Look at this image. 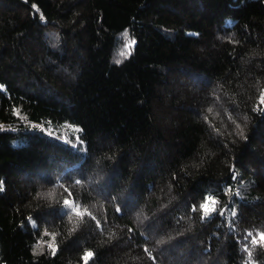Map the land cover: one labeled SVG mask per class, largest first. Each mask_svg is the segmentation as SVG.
Returning <instances> with one entry per match:
<instances>
[{"label": "trees", "instance_id": "1", "mask_svg": "<svg viewBox=\"0 0 264 264\" xmlns=\"http://www.w3.org/2000/svg\"><path fill=\"white\" fill-rule=\"evenodd\" d=\"M260 233L264 0H0V264H264Z\"/></svg>", "mask_w": 264, "mask_h": 264}, {"label": "snow or ice", "instance_id": "2", "mask_svg": "<svg viewBox=\"0 0 264 264\" xmlns=\"http://www.w3.org/2000/svg\"><path fill=\"white\" fill-rule=\"evenodd\" d=\"M123 35H124V37H127V36H128V32L125 31V32L123 33ZM134 43H135L134 40L131 41L130 44H129V47L131 46V44H134ZM119 62H120V61L118 60L117 63H119ZM76 183L79 184L80 181H77ZM64 204H65V205H68L69 207H71L72 211H73V212H76L77 215H81V213L78 212V207H79L78 205L73 206V205L70 204V202H69L68 200H65V201H64ZM200 207L204 210V214H205V215H207L208 212L210 211V210L208 209V207H207V202H205L204 204H202ZM194 210H195V209H194ZM117 211L119 212L120 209L117 208ZM233 214H235V213H233ZM70 219H71V217H70ZM251 235H252V233H249V236H251ZM53 239H54V237H53ZM260 242H264V233H260V234H259V240H257L255 237H253V239H252V244H253V245H255V244H257V243H260ZM48 247L51 248L53 254H55V252H56V247H55V245H54V244H49ZM93 255H94V253H93L92 251H88V252H86V253L84 254V256L82 257V259L84 260V264H88V260H89V258L92 257ZM249 257H251V252H249Z\"/></svg>", "mask_w": 264, "mask_h": 264}, {"label": "rangeland", "instance_id": "3", "mask_svg": "<svg viewBox=\"0 0 264 264\" xmlns=\"http://www.w3.org/2000/svg\"><path fill=\"white\" fill-rule=\"evenodd\" d=\"M130 43V38L124 37V35L119 36L118 46H117V55H121L122 53L128 52V46ZM42 131L47 132L48 134L53 135L54 137H59L61 133L58 130H54V126L48 125L47 127L44 124H41ZM44 127V128H43Z\"/></svg>", "mask_w": 264, "mask_h": 264}]
</instances>
